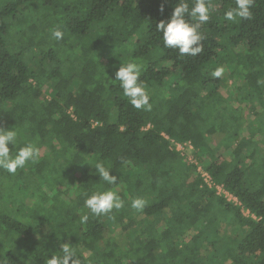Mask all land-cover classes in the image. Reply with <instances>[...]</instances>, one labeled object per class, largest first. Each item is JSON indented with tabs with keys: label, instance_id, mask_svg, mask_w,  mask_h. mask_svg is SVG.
<instances>
[{
	"label": "trees",
	"instance_id": "obj_1",
	"mask_svg": "<svg viewBox=\"0 0 264 264\" xmlns=\"http://www.w3.org/2000/svg\"><path fill=\"white\" fill-rule=\"evenodd\" d=\"M212 1L192 57L156 32L179 0H0V126L13 156L39 150L0 169V264H46L65 243L81 264H264V0L243 21L224 19L235 0ZM127 61L151 111L114 80ZM105 190L123 207L94 216L84 201Z\"/></svg>",
	"mask_w": 264,
	"mask_h": 264
},
{
	"label": "clouds",
	"instance_id": "obj_2",
	"mask_svg": "<svg viewBox=\"0 0 264 264\" xmlns=\"http://www.w3.org/2000/svg\"><path fill=\"white\" fill-rule=\"evenodd\" d=\"M253 0H235V7L230 8L224 13V19L227 21L248 20L252 16L251 6ZM211 5L206 0H193L191 9L186 0H179L174 7L170 19L161 20L156 25V32L162 34V42L165 48L173 49L178 52L179 56H198L203 51V36L200 32L201 25L208 22L210 18ZM163 12V6L161 7ZM186 16L188 18H186ZM191 20V22H190ZM51 36L59 41L63 39L64 33L59 28L52 30ZM222 66L217 67L211 75L220 78L224 74ZM141 66L133 61L121 63L115 71V79L123 90L132 107L151 111L150 96L139 82ZM17 142V132L14 127L7 129L0 126V169L9 174H15L18 169H23L29 162L34 163L39 155L38 148L28 143L20 147L13 156L10 153V145ZM94 168L108 185L117 183V177L110 174V170L103 163H96ZM85 207L94 216L107 215L113 209L123 207V201L116 191L105 190L93 192L84 201ZM145 206L143 198L137 197L132 200L131 207L141 210ZM88 219L87 215L82 217L83 221ZM63 255H52L47 259L46 264H81V259L77 256L76 251L69 247L67 243L62 245Z\"/></svg>",
	"mask_w": 264,
	"mask_h": 264
},
{
	"label": "built area",
	"instance_id": "obj_3",
	"mask_svg": "<svg viewBox=\"0 0 264 264\" xmlns=\"http://www.w3.org/2000/svg\"><path fill=\"white\" fill-rule=\"evenodd\" d=\"M177 145V149L179 150H183L184 147L180 144V143H176ZM205 175V179L208 182L209 185H213V181L211 179V177L208 175V173L204 172ZM218 192L225 195L228 199L233 200L235 202H239L238 199L232 195L230 192H228L226 189H224L221 185H216ZM246 214L248 213V211L245 212Z\"/></svg>",
	"mask_w": 264,
	"mask_h": 264
},
{
	"label": "rangeland",
	"instance_id": "obj_4",
	"mask_svg": "<svg viewBox=\"0 0 264 264\" xmlns=\"http://www.w3.org/2000/svg\"><path fill=\"white\" fill-rule=\"evenodd\" d=\"M212 3H213L212 6H214V4H215V0H213ZM175 77H176V76H173V77H171V78H175ZM190 152H191V151H189V153H190ZM188 158H190L191 160H193V159H192V154H189V155H188ZM6 173H7V172H6ZM6 173H5V174H6ZM6 175H7V174H6ZM2 178L6 179V180H9L10 182H12V180L15 179V177L4 176V175H2Z\"/></svg>",
	"mask_w": 264,
	"mask_h": 264
}]
</instances>
